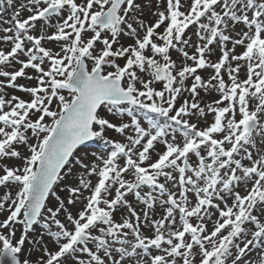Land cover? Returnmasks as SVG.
Returning <instances> with one entry per match:
<instances>
[{"label": "snow or ice", "instance_id": "obj_1", "mask_svg": "<svg viewBox=\"0 0 264 264\" xmlns=\"http://www.w3.org/2000/svg\"><path fill=\"white\" fill-rule=\"evenodd\" d=\"M3 23L0 92L31 99L0 94V161H19L0 167V264H33L26 241L36 264H264V0H25ZM93 138L107 151L68 168Z\"/></svg>", "mask_w": 264, "mask_h": 264}, {"label": "rangeland", "instance_id": "obj_2", "mask_svg": "<svg viewBox=\"0 0 264 264\" xmlns=\"http://www.w3.org/2000/svg\"><path fill=\"white\" fill-rule=\"evenodd\" d=\"M22 2H25V0H14V3L12 6H8L7 3H6V0H0V16L3 17V21H9L11 22L12 21V18H13V13L15 12L16 10V7L19 6L20 3ZM143 3L145 5H150L151 4V0H143ZM28 13L27 12H24L22 13V16L26 17ZM145 22H149V21H152L154 18L150 15H145ZM3 21H0V28L2 27H11V23H3ZM242 29H244V25L242 24H239V25H236V32H239L241 31ZM54 29H50V31H53ZM162 31V29H161ZM194 31L195 29L194 28H190L187 32V35L189 36H192L193 37V43H196L197 40H196V37L194 36ZM0 35H3L2 32H0ZM88 36H90L91 34H86ZM232 35H235V32L232 33ZM130 43H133V39L130 38V37H127V36H121L120 38V44L122 45H127V44H130ZM50 47H52L54 50H59L58 49V46L56 44H50L49 45ZM118 45H114V48L117 47ZM0 47H4V48H7L9 47V45L7 44H3V43H0ZM97 49L101 48L102 45L99 44V42H97V45H96ZM229 47H231V45L229 44ZM190 54L191 52L193 51V49H187ZM237 53L241 52L242 49L240 47H237L236 49ZM219 51L217 50L216 52H214V54L210 57L211 61L212 62H216L217 59H218V56H219ZM171 55H172V58L177 62V65L179 66L181 61L183 60V57L181 56L180 53L176 52V51H172L171 52ZM158 59H160L159 57H157ZM118 63H120L121 65L124 63L123 60H118ZM188 63H191V61H189ZM89 66H91L90 62H89ZM29 72V74L31 75H36V73L34 72V70H27ZM198 73L204 77V78H207L208 76H210L211 74H213V70L210 69V68H206V69H203V70H198ZM244 75H245V69H241V73H240V78L243 79L244 78ZM225 80H227V75L225 74ZM18 84H23V85H26V86H35L36 84V81L35 80H26V79H22V78H18V81H17ZM191 83V80H189L187 82L188 85H190ZM154 86L159 90L161 87H162V83L161 82H155ZM4 93H7V98H10L11 95H16V96H19L23 99H25L26 101H29L31 99V96L28 94V93H24V92H21V91H18L17 89H13V88H5L4 89V92H0V94H4ZM66 97L68 96V93L65 91L63 93ZM189 94L188 93H185L183 97H181V99L185 98V97H188ZM219 98L218 97V94L216 92H205L203 90L200 91V96H199V99L200 101L202 102V106L206 105V104H209V103H212V101L214 99H217ZM53 109H55V104L53 105ZM50 120V118H47ZM212 119H213V114H207V116L205 118H201L199 120H196L195 118H193L192 122H196L198 124L199 127H204V126H207V124H209L210 122H212ZM147 121H144V124L146 125ZM108 137L109 138H115V139H123L120 134L118 133H115L114 131H110L109 133H107ZM183 140V137L181 135H177V142H182ZM32 143L35 142V139H33L31 141ZM164 150V145L163 144H160V143H157L156 146H155V150H150L152 152V156L155 158L158 156V154H160L162 151ZM93 151H97V152H106L107 149L105 148V145H104V142L99 140L98 138H95L93 142L91 143H88L82 147H80L77 152L75 153V155L72 157V161L73 163L71 165L68 166V168H77L78 169V165H76L75 161L79 158H82V157H85L87 155V158L88 159H94L92 156H91V153ZM192 162L195 164L196 163V160H195V157H192L191 158ZM9 164V165H16V166H19V161H17L16 159H11V160H3V161H0V167H3V164ZM64 171V174H67V171L68 169L66 168ZM75 175H79V171H77L75 173ZM130 178V177H128ZM74 179V177H73ZM93 180V183H95L96 181V177H92L91 178ZM11 187V186H10ZM247 187L246 185H241L240 186V191L242 192V194L244 192H246L247 190ZM63 188L64 186L61 184L59 186V188L57 189V192L58 194H61L63 195ZM144 191H147L148 188L147 186L144 187L143 189ZM5 189L3 187H0V195H3ZM14 191V189H13ZM88 193L85 192V196H87ZM127 199L133 204L134 207L137 208V211H140V209L143 207V205L139 204L132 195H129L127 197ZM229 203H231V200L228 201ZM223 206V205H221ZM81 208V205L80 204H77L75 207L72 208V211L73 213L77 212L79 209ZM214 215L212 216V218L210 220H208V227L209 229H211V227L213 226V224L215 223V220L218 218V213H215V209H212L211 210ZM163 214V209L160 208L159 205L156 206L155 208V213H154V218H159L161 215ZM127 215V211L126 209H118L117 212L114 214V218L117 220V222H122V218L123 216ZM251 227V226H249ZM149 235H151V233H147ZM19 235H20V232L17 231V234H16V237L17 239L19 238ZM34 238V235L33 234H30V239ZM41 253L39 251V249H34L33 246L26 241L25 243V246H24V252L21 254V259L23 260L24 258H30L31 261L33 262V264H36V261L39 259ZM254 255V254H253Z\"/></svg>", "mask_w": 264, "mask_h": 264}, {"label": "water", "instance_id": "obj_3", "mask_svg": "<svg viewBox=\"0 0 264 264\" xmlns=\"http://www.w3.org/2000/svg\"><path fill=\"white\" fill-rule=\"evenodd\" d=\"M94 139H95V138H93V139H92V140H90V141H86V142L84 143V145H86V144H88V143H91V142H93V141H94ZM84 145L78 146V149H79L80 147L84 146ZM78 149H77V150H78ZM77 150H76V152H77ZM76 152H75V153H76ZM74 155H75V154H74ZM71 159H72V158H71ZM4 259H5V260H9L10 258H4Z\"/></svg>", "mask_w": 264, "mask_h": 264}]
</instances>
